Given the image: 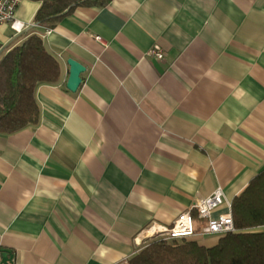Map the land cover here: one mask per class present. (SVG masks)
<instances>
[{"label":"crops","instance_id":"crops-1","mask_svg":"<svg viewBox=\"0 0 264 264\" xmlns=\"http://www.w3.org/2000/svg\"><path fill=\"white\" fill-rule=\"evenodd\" d=\"M40 5L17 8L23 34L0 25V57L36 33L62 69L36 90L39 123L0 135V247L15 264H129L148 227L218 190L232 204L264 170V0H113L51 31ZM69 59L86 68L77 92Z\"/></svg>","mask_w":264,"mask_h":264},{"label":"trees","instance_id":"trees-1","mask_svg":"<svg viewBox=\"0 0 264 264\" xmlns=\"http://www.w3.org/2000/svg\"><path fill=\"white\" fill-rule=\"evenodd\" d=\"M40 3L35 23L54 30L79 7H108L113 0H30ZM62 69L43 37L31 33L0 57V135L39 123L36 90L58 85ZM235 231L204 247L191 239L153 240L129 264H264V170L232 202Z\"/></svg>","mask_w":264,"mask_h":264},{"label":"built area","instance_id":"built-area-1","mask_svg":"<svg viewBox=\"0 0 264 264\" xmlns=\"http://www.w3.org/2000/svg\"><path fill=\"white\" fill-rule=\"evenodd\" d=\"M21 2L22 0H0V25H10L17 35L23 34L28 28L25 23L15 17ZM150 55L155 56L159 61L164 59V54L159 47H155ZM225 205L228 212L214 218V212ZM196 218L205 222L200 229L197 228ZM234 231L232 204L227 201L223 191L218 190L210 197L195 203L189 211L181 213L172 227L153 224L143 232V235L149 239L172 241L191 239L198 235L224 236Z\"/></svg>","mask_w":264,"mask_h":264},{"label":"water","instance_id":"water-1","mask_svg":"<svg viewBox=\"0 0 264 264\" xmlns=\"http://www.w3.org/2000/svg\"><path fill=\"white\" fill-rule=\"evenodd\" d=\"M70 77L67 82L68 89L72 92H77L82 85V75L86 72V68L79 62L69 59ZM0 264H15L14 251L0 247Z\"/></svg>","mask_w":264,"mask_h":264},{"label":"rangeland","instance_id":"rangeland-1","mask_svg":"<svg viewBox=\"0 0 264 264\" xmlns=\"http://www.w3.org/2000/svg\"><path fill=\"white\" fill-rule=\"evenodd\" d=\"M203 225H205V224H203ZM153 240H156V239H152V241H153Z\"/></svg>","mask_w":264,"mask_h":264}]
</instances>
